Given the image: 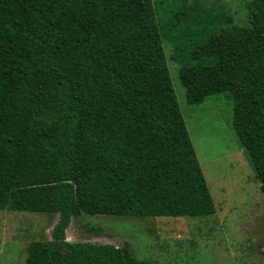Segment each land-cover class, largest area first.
<instances>
[{"label":"trees","instance_id":"16d2710c","mask_svg":"<svg viewBox=\"0 0 264 264\" xmlns=\"http://www.w3.org/2000/svg\"><path fill=\"white\" fill-rule=\"evenodd\" d=\"M158 1L0 0V211L57 215L24 264H153L125 247L67 242L81 214H215L170 80ZM246 11L256 41L196 28L191 45L175 39L172 60L189 105L228 94L264 196V0Z\"/></svg>","mask_w":264,"mask_h":264},{"label":"rangeland","instance_id":"374dc122","mask_svg":"<svg viewBox=\"0 0 264 264\" xmlns=\"http://www.w3.org/2000/svg\"><path fill=\"white\" fill-rule=\"evenodd\" d=\"M251 1L153 4L174 94L215 214L177 218L81 214L71 219L65 232L67 242L125 247L135 259L153 264H264V196L232 129V100L222 93L200 105H189L178 65L172 60L175 39L179 47L191 45L196 28L219 30L222 40L241 35L256 41L255 33L245 27ZM255 47V60H261L257 43ZM56 222L55 214L0 211V264H24L28 245L49 241Z\"/></svg>","mask_w":264,"mask_h":264}]
</instances>
